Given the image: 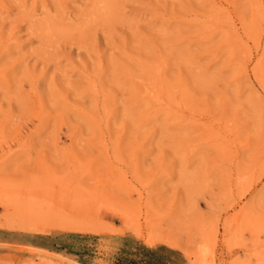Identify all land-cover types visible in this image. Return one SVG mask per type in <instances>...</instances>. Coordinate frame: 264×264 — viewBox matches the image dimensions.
Returning a JSON list of instances; mask_svg holds the SVG:
<instances>
[{
  "label": "rangeland",
  "instance_id": "374dc122",
  "mask_svg": "<svg viewBox=\"0 0 264 264\" xmlns=\"http://www.w3.org/2000/svg\"><path fill=\"white\" fill-rule=\"evenodd\" d=\"M0 264H264V0H0Z\"/></svg>",
  "mask_w": 264,
  "mask_h": 264
}]
</instances>
